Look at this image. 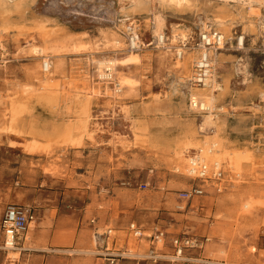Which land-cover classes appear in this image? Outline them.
<instances>
[{
	"label": "rangeland",
	"instance_id": "obj_1",
	"mask_svg": "<svg viewBox=\"0 0 264 264\" xmlns=\"http://www.w3.org/2000/svg\"><path fill=\"white\" fill-rule=\"evenodd\" d=\"M30 9L29 19L35 15L50 19L46 38L29 31L0 33V219L8 203L29 201L40 212L54 197L58 201L56 192L72 191L78 196L68 199L80 201V190L89 188L98 195L117 194L116 205L127 214L128 223L146 222L147 200L159 207L164 201L158 218H166L175 233L186 230L208 236L206 254L214 264L233 263V255L239 264H264V29L245 33L243 25L237 24L226 48L218 51L223 56L214 67L225 88L219 96V105L224 106L220 137L227 150L249 153V157L243 158L239 174L223 164L219 171L225 188L217 192L212 178L218 170L208 171L211 178L207 180L176 170L171 151L148 144L136 123L143 118L140 108L157 97L178 111V124L169 127V137L186 136L180 126L184 121L191 123L198 138L218 130L203 124V114L189 111L187 95L200 87L192 81L194 63L190 62L189 69L178 66L181 59L175 48L157 45L150 11L126 15L118 0H36ZM165 16L167 36H171L172 23L189 26L188 51H195L201 18L168 11ZM15 21L23 22L16 17ZM130 23L141 40L140 50L134 51L139 54L138 63L119 65L112 77L101 76L98 60L121 59L132 51ZM236 31L247 37L244 48L235 45ZM112 35L119 38V44L111 42ZM46 43L57 44L45 53L53 61L50 74L42 71L44 57L33 51L34 46ZM120 73L137 81L134 88L120 85L121 92L114 91ZM179 76L190 79L179 82ZM45 79L58 83L48 97L40 92ZM51 93L54 101H49ZM83 104L89 117L81 110ZM14 109L19 132L4 129ZM66 132L83 136L82 144H64ZM32 139L43 149L28 151L25 143ZM193 184L203 185L206 194L190 201L181 199L180 191ZM138 239L133 234L128 237L132 253L139 250ZM14 251H6L8 263L19 258Z\"/></svg>",
	"mask_w": 264,
	"mask_h": 264
},
{
	"label": "bare ground",
	"instance_id": "obj_2",
	"mask_svg": "<svg viewBox=\"0 0 264 264\" xmlns=\"http://www.w3.org/2000/svg\"><path fill=\"white\" fill-rule=\"evenodd\" d=\"M120 5V11L126 15L150 11L152 17L150 19L152 25L153 36L156 39L157 45L170 49L175 48L178 58L181 59L178 66H183L185 69H189V64L192 61L195 66V62L202 56L206 51L195 47V51L189 52L187 41L190 40L192 35L190 34L191 29L189 26L183 23H172L170 24L171 36L165 34V27L167 26V20L165 12H171L175 16H182L185 14H193L201 18V29L202 32L210 30L211 27H215L217 32L222 34L225 39H231L233 37V28L239 24L243 25V32L256 33L259 28L264 29V0H118ZM36 0H0V33H16L21 34L23 32H35L42 35L44 38L47 37L49 32L46 29L47 21L50 19L46 16H33L29 19L28 14ZM15 17L19 18L23 22H16ZM125 20V18L123 19ZM28 21V22H24ZM30 24V26H26ZM134 23H131L133 25ZM125 26V25H124ZM123 26V27H124ZM127 29V28H125ZM133 38L131 39V45L136 46L137 42L141 41L135 27L131 28ZM243 36L240 38L241 46ZM170 41V42H169ZM111 42L115 45L119 44V38L112 35ZM171 43V45H170ZM57 44L46 43L45 46H34L33 51L38 53L43 58L42 71L50 74L53 68V61L45 55L48 49H56ZM245 47V46H244ZM225 48V47H224ZM202 51V52H201ZM210 54L212 52H209ZM201 55V56H200ZM222 53H213V71L211 76L201 87H194L189 91L187 95L189 98L188 109L189 111H196L203 114V124L206 126L213 125L218 128L214 134L204 135L202 138H198L195 134V129L191 126V123L184 121L183 129L186 130L185 138L174 139L169 137L167 130L174 123L178 124V111L169 103L162 102L156 98L154 101L147 105L144 104L140 108L142 119L136 121L139 123V130L145 134V141L151 144L155 149L169 150L172 153V160L176 163V170L182 171L191 175L193 171V163L200 162L205 165L208 171L218 170L223 167V164H228L232 170L241 172L243 158H248L249 153L232 152L225 148L224 142L220 137L219 127L221 125V116L224 114V106L219 105V96L225 93L223 83L218 80L216 73V64L222 60ZM183 59V61H182ZM139 54L134 51H130L123 58L111 57L108 59L98 60V68L101 76H109L106 70L112 72L120 66H129L138 63ZM50 67L48 71L43 70V65ZM193 66V68H194ZM194 71V69H193ZM120 85L131 90L136 85V80L129 76L120 73ZM194 74V73H193ZM191 75H188V77ZM193 77V76H192ZM190 78L186 79V76H179V82H185ZM51 81V80H50ZM45 79L41 85L42 96L48 97L49 92H55L58 83ZM121 87V88H122ZM219 90V93L216 91ZM49 95L51 100L55 99ZM54 95V94H53ZM83 113L87 115V104H83ZM123 110L127 112L128 107H123ZM177 111V112H176ZM16 111H11V120L6 130L19 132L15 126ZM147 116L149 121H147ZM89 117V115H87ZM87 120V118H86ZM177 122V123H176ZM187 124V125H186ZM69 129V127L67 128ZM200 129H204L203 125ZM36 130L34 131V134ZM67 133V132H66ZM64 144L81 145V135H70L62 137ZM47 146V145H46ZM25 147L28 151H35L44 146L37 139H32L25 143ZM46 150L50 149L45 147ZM192 150H195L193 153ZM245 208H249V203L244 204ZM14 264V263H10ZM217 264H224L218 262Z\"/></svg>",
	"mask_w": 264,
	"mask_h": 264
},
{
	"label": "crops",
	"instance_id": "obj_3",
	"mask_svg": "<svg viewBox=\"0 0 264 264\" xmlns=\"http://www.w3.org/2000/svg\"><path fill=\"white\" fill-rule=\"evenodd\" d=\"M80 192V201L68 199L67 196L75 194L72 191L56 192L61 198L58 197L56 201L57 197H54L48 202L47 208L38 212L37 220L32 223L25 238L20 240L19 247L14 251L19 253V258L14 259V264H108L110 258H114L116 264L214 262L206 254L207 246L202 251L192 250L190 252L192 257H189L187 261L171 262L165 259L153 261L151 256L155 246L147 237L138 239L139 250L132 253L128 243V237L131 235L128 226L134 221L128 223L127 214L120 213V205H116L119 202V196L115 193L106 196L102 192H98V195L89 188L81 189ZM38 198L40 197L37 196L34 200ZM27 202L29 201L24 200L23 205H31ZM156 204L147 200L145 213L147 218H144L146 222L135 223L142 227L144 233L150 234L153 228L158 226L169 233L177 234L172 231L174 227L166 225V218H158L159 214L163 213L160 210L165 208V202L161 201L163 205L160 207ZM0 249H2L1 246ZM141 251L143 253H140ZM171 251L172 249L165 247L157 253L159 256L168 258ZM1 253L2 262L10 264L5 258L6 251L2 249ZM235 256L233 255L231 259L233 263L230 264H239L236 263L239 259ZM195 260L198 261L195 262ZM241 263H245V260H241Z\"/></svg>",
	"mask_w": 264,
	"mask_h": 264
},
{
	"label": "built area",
	"instance_id": "obj_4",
	"mask_svg": "<svg viewBox=\"0 0 264 264\" xmlns=\"http://www.w3.org/2000/svg\"><path fill=\"white\" fill-rule=\"evenodd\" d=\"M115 22V21H114ZM132 25L130 23L128 29L130 30V50L138 51L141 47V41L137 42V45L134 47L131 45V39L134 37L133 32L131 30ZM166 34V32H165ZM139 34H137L138 36ZM167 35V34H166ZM235 45L238 49L244 48L246 43V35L244 33L235 32ZM243 36L242 44H240V38ZM140 37V36H139ZM196 47L201 48L206 52L202 54V56L195 62L194 71L192 81L195 85L203 86L206 80L211 76L213 71V53L220 51L221 49H225L228 44V39H225L224 36L217 32V30H206L201 32L199 40L195 43ZM225 47V48H224ZM202 52V51H201ZM209 52H212L211 54ZM50 67L43 65V70L48 71ZM109 73V76L112 77L113 73L109 70H106ZM113 88L115 92H121L122 88L118 82L113 83ZM207 168L205 165L201 164L197 161V163H193V171L191 176L201 180H207L211 177L207 175ZM223 172L218 171L214 174L213 180L217 182L216 190L217 192H221L225 185L223 184ZM206 194V191L201 184H193L191 187L180 191L179 197L185 201L193 200L197 197H202ZM38 218V210L33 205H23L18 203H8L6 204L1 219H0V236H1V247L5 251L15 250L19 247V242L21 239H24L28 229ZM131 234H133L137 238L147 237L151 239L153 242L152 256L151 260L157 261L160 259L169 260L171 262L185 260L191 256L192 250L202 251L206 244L210 241L208 236H197L192 234L189 231H182L181 233L173 234L169 233L165 229L155 226L153 231L145 235L142 230V227L137 225L136 223H131L128 226ZM161 245V247H158ZM165 247H169L172 249L171 253H169V257L159 256L157 251L162 250ZM114 257V256H113ZM205 264H214V262H204ZM108 264H116L114 258L109 259Z\"/></svg>",
	"mask_w": 264,
	"mask_h": 264
}]
</instances>
